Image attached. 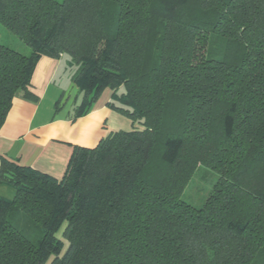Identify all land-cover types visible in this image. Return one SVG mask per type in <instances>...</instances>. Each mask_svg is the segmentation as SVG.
<instances>
[{"label": "trees", "instance_id": "trees-1", "mask_svg": "<svg viewBox=\"0 0 264 264\" xmlns=\"http://www.w3.org/2000/svg\"><path fill=\"white\" fill-rule=\"evenodd\" d=\"M0 25L30 49L0 41V128L60 55L73 119L109 88L133 124L75 145L60 179L0 155V264L264 258V0H0ZM201 165L216 178L194 206L181 193Z\"/></svg>", "mask_w": 264, "mask_h": 264}, {"label": "crops", "instance_id": "crops-1", "mask_svg": "<svg viewBox=\"0 0 264 264\" xmlns=\"http://www.w3.org/2000/svg\"><path fill=\"white\" fill-rule=\"evenodd\" d=\"M69 70L65 55L38 59L29 86L35 98L22 93L13 97L0 128L1 156L60 179L75 145L93 147L110 132L132 128L130 119L107 105L112 97L109 88L85 115L73 119L81 93ZM0 196L10 199L14 189L0 184Z\"/></svg>", "mask_w": 264, "mask_h": 264}, {"label": "rangeland", "instance_id": "rangeland-1", "mask_svg": "<svg viewBox=\"0 0 264 264\" xmlns=\"http://www.w3.org/2000/svg\"><path fill=\"white\" fill-rule=\"evenodd\" d=\"M0 41L7 46L22 52L23 54H28L30 49L26 46L21 40H19L15 35L6 30L3 26L0 25ZM67 57V56H66ZM73 71V69L69 70ZM124 88L120 87L119 92L123 91ZM216 178V174L204 166H198L195 171L192 173L190 180L188 181L185 188L182 190L181 198L194 206H199L207 195L211 191L212 184ZM64 225L56 232V236L60 238L62 243V248L60 255L66 250L68 242L63 237ZM50 260V259H49ZM48 260V261H49ZM46 262L45 264H47ZM255 264H264V258H259Z\"/></svg>", "mask_w": 264, "mask_h": 264}]
</instances>
